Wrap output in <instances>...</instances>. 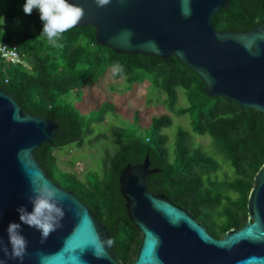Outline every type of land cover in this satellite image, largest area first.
I'll return each instance as SVG.
<instances>
[{
  "label": "trees",
  "instance_id": "obj_1",
  "mask_svg": "<svg viewBox=\"0 0 264 264\" xmlns=\"http://www.w3.org/2000/svg\"><path fill=\"white\" fill-rule=\"evenodd\" d=\"M25 0H0V42L17 45L29 67L7 63L0 57V87L11 94L31 115L48 117L59 124L50 142L34 150L36 159L64 189L74 192L106 226L112 248L125 263L134 259L140 233L129 220L125 200L119 190L123 167L143 161L158 171L146 177L147 188L164 194L174 203L191 211L207 230L220 238L230 228L241 227L248 217V195L253 178L264 163V114L220 96L207 94L202 79L176 57L159 58L145 53H116L99 45L90 25L74 27L52 46L40 37L42 22L34 9L23 12ZM264 22V0H227L212 16L218 31L250 30ZM123 71L113 74L114 65ZM126 78L130 86L148 80L159 93L162 104L177 115L189 114L192 132L208 135L211 146L229 162L230 173L221 162L182 127L169 134L163 129L172 124L169 113L154 115L141 130L136 113L131 125L112 124L111 148L105 146L99 168L84 180L73 171L62 169L54 151L68 145L83 146L91 138L95 122L114 112L112 101L104 100L89 113L80 102L86 88L104 79ZM178 88L184 91L186 106H177ZM79 100L77 103L74 101Z\"/></svg>",
  "mask_w": 264,
  "mask_h": 264
},
{
  "label": "water",
  "instance_id": "obj_2",
  "mask_svg": "<svg viewBox=\"0 0 264 264\" xmlns=\"http://www.w3.org/2000/svg\"><path fill=\"white\" fill-rule=\"evenodd\" d=\"M69 3L84 9L75 27H94L97 44L116 53L174 56L202 79L209 96L264 114V22L250 30L218 31L212 16L227 0H110L105 7L95 0ZM58 128L48 117L25 112L0 87V239L11 251L7 227L10 221L19 223V206L32 211L27 197L33 183L55 186L65 211L62 227L44 243L38 230L22 225L27 254L19 261L0 251V264H264V163L253 178L247 220L217 238L191 211L148 190L146 177L158 169L150 168L147 155L126 164L119 175L128 218L141 236L134 259L125 263L112 245H105L98 258L93 242L97 234L101 240L111 238L106 226L34 155Z\"/></svg>",
  "mask_w": 264,
  "mask_h": 264
},
{
  "label": "rangeland",
  "instance_id": "obj_3",
  "mask_svg": "<svg viewBox=\"0 0 264 264\" xmlns=\"http://www.w3.org/2000/svg\"><path fill=\"white\" fill-rule=\"evenodd\" d=\"M178 101L177 106H186L188 101L184 95V91L178 88ZM164 94L159 93L154 89L148 80L142 83L130 86L126 78L118 79H104V82L86 88L83 92L81 102V110L86 114L92 109L99 108L104 100L112 101L114 104V112H107L104 114V119L101 122H95V131L91 134V138H95L99 134H103L98 140L93 143L85 141L83 146L75 147L68 145L61 150H55L54 153L57 157L58 165L68 171H73L77 176L84 180L86 175L93 170L99 168V161L105 146L111 148L112 142L110 137V128L112 124L120 126H129L133 121L136 113L139 116V126L144 130L150 123L151 117L154 115H161L169 113L172 118V124L163 129L164 132L169 134L168 146L171 148L174 133L178 126L188 129L193 135V142L200 144L210 155L214 156L224 166L221 171L230 173L228 169L231 166L229 162L218 152L214 145L211 146V138L208 135H199L192 132L191 118L189 114L177 115L171 112L162 104ZM78 102V103H79Z\"/></svg>",
  "mask_w": 264,
  "mask_h": 264
},
{
  "label": "clouds",
  "instance_id": "obj_4",
  "mask_svg": "<svg viewBox=\"0 0 264 264\" xmlns=\"http://www.w3.org/2000/svg\"><path fill=\"white\" fill-rule=\"evenodd\" d=\"M97 7H105L110 0H95ZM39 14L42 22L40 37H44L54 47H61L59 41L63 34L73 29L85 15L81 6L69 3V0H25L23 12L31 15L33 10ZM3 22V18L0 17ZM123 68L117 64L113 67V74L121 73ZM32 205L29 212L26 206H19L16 211L19 215V223L10 221L7 227L9 247L0 239V251L10 259L23 261L27 254L28 241L22 235L21 226L27 225L41 233V243H44L51 233L62 227L61 220L65 216L63 208L64 198L58 189L50 183L35 184L31 188V194L27 197ZM95 255L103 253L105 245H111L112 240H101L97 234L94 238ZM76 257H73L75 259Z\"/></svg>",
  "mask_w": 264,
  "mask_h": 264
},
{
  "label": "built area",
  "instance_id": "obj_5",
  "mask_svg": "<svg viewBox=\"0 0 264 264\" xmlns=\"http://www.w3.org/2000/svg\"><path fill=\"white\" fill-rule=\"evenodd\" d=\"M0 57L7 63L29 67L28 61L20 54L17 45L0 42Z\"/></svg>",
  "mask_w": 264,
  "mask_h": 264
}]
</instances>
